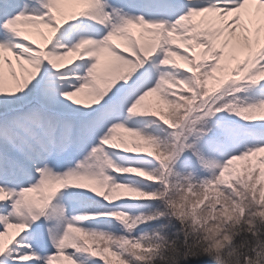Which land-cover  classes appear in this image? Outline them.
I'll use <instances>...</instances> for the list:
<instances>
[{
    "label": "snow or ice",
    "instance_id": "6c2138e0",
    "mask_svg": "<svg viewBox=\"0 0 264 264\" xmlns=\"http://www.w3.org/2000/svg\"><path fill=\"white\" fill-rule=\"evenodd\" d=\"M0 264H264V0H0Z\"/></svg>",
    "mask_w": 264,
    "mask_h": 264
}]
</instances>
